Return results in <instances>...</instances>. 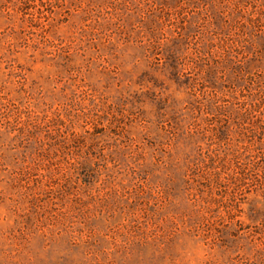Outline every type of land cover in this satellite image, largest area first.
Wrapping results in <instances>:
<instances>
[{
	"label": "rangeland",
	"instance_id": "374dc122",
	"mask_svg": "<svg viewBox=\"0 0 264 264\" xmlns=\"http://www.w3.org/2000/svg\"><path fill=\"white\" fill-rule=\"evenodd\" d=\"M41 2L0 0V264H264V0Z\"/></svg>",
	"mask_w": 264,
	"mask_h": 264
},
{
	"label": "trees",
	"instance_id": "16d2710c",
	"mask_svg": "<svg viewBox=\"0 0 264 264\" xmlns=\"http://www.w3.org/2000/svg\"><path fill=\"white\" fill-rule=\"evenodd\" d=\"M39 4H40V7H42V2H41V0H39ZM35 11H36L37 14H41V13H42V11H40V8H36ZM32 14H33V13L31 12L30 15H32Z\"/></svg>",
	"mask_w": 264,
	"mask_h": 264
}]
</instances>
